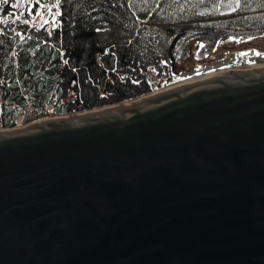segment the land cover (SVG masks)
Returning a JSON list of instances; mask_svg holds the SVG:
<instances>
[{
  "label": "water",
  "instance_id": "obj_1",
  "mask_svg": "<svg viewBox=\"0 0 264 264\" xmlns=\"http://www.w3.org/2000/svg\"><path fill=\"white\" fill-rule=\"evenodd\" d=\"M145 96L0 131V264H264V64Z\"/></svg>",
  "mask_w": 264,
  "mask_h": 264
},
{
  "label": "trees",
  "instance_id": "obj_2",
  "mask_svg": "<svg viewBox=\"0 0 264 264\" xmlns=\"http://www.w3.org/2000/svg\"><path fill=\"white\" fill-rule=\"evenodd\" d=\"M63 11L68 33L50 34L43 29L40 35L21 42L18 37L0 38L3 128L16 126L21 108L26 109L23 117L26 124L46 117V105L56 99L53 116L111 104L101 98L98 90L101 87L98 67L92 78L82 75L78 105L74 99L72 107L65 105L59 90L60 72L57 68L47 69L48 65L69 59L67 47L82 46L78 37L83 32L95 34L96 43L113 53L105 60L106 71L118 86L126 87L127 100L174 82L180 68L173 71L176 66L169 59V74L165 78L162 63L168 53L172 57L177 47L183 61L190 56L201 61L223 41L247 42L264 37V0H64ZM177 36L181 40L170 53ZM16 46L23 49L13 51ZM149 71L163 75L159 86L147 88L135 80L137 75Z\"/></svg>",
  "mask_w": 264,
  "mask_h": 264
},
{
  "label": "flooded vegetation",
  "instance_id": "obj_3",
  "mask_svg": "<svg viewBox=\"0 0 264 264\" xmlns=\"http://www.w3.org/2000/svg\"><path fill=\"white\" fill-rule=\"evenodd\" d=\"M3 2H0V5L2 7L6 6L11 2V0H2ZM18 1V0H17ZM16 0H14L11 4L15 5ZM64 6V0H32V6L29 10H19L14 8L11 12L7 11V15H11L13 17L23 18L25 20L34 19L36 21H42V25L37 29L39 33L44 29L50 34H62L67 32L68 29L65 28L64 19L66 18L63 11ZM56 7L59 8L60 14H59V23L60 26L56 28H47L49 27L48 24V16L52 17V9H55ZM52 8V9H51ZM51 9V10H50ZM46 17V18H44ZM7 16L1 17V22L4 23L5 28H8L6 31L7 37H10L11 31L9 28H12L14 25L7 22ZM16 27L21 26L20 24H15ZM84 33V32H83ZM82 33V34H83ZM79 35L78 39L81 40L82 46L76 47L79 48L82 53L80 54V59L78 60L75 56H73V51L75 48L73 47H67L66 50L70 52L69 59L62 60L59 63H53L52 65H48L47 69L49 70H55L56 68L61 74V85L59 87V90L63 94V99L65 102V105L67 107H72L73 100H76V104L78 105V99L82 90L81 85V77L82 75H88V77L92 78L94 69L98 67L101 70V77H99V82H101V87L98 89L101 93L102 99H107L111 101V104L104 105L105 106H111L118 103H121L128 99L129 93L126 90V87L121 88L118 86V83L114 79L107 74L106 71V61L107 58L110 59L111 56H113V53L109 51V49L103 47L101 44H97L95 41V34L93 36L88 35ZM87 34V33H85ZM181 38L179 39L178 43L180 42ZM97 46V48H95ZM176 48V47H175ZM101 51H100V50ZM115 55V54H114ZM169 59H171L172 64H174V58L170 56L168 53V56L165 57V62L162 63V69H165V78H168L169 72ZM126 58L122 59V62L125 66L128 65V63L125 61ZM134 59H132L133 62ZM176 67H173V71H176ZM106 74L108 75L106 77ZM157 74L152 73L151 71L145 73L142 72L141 74L137 75L136 81H138L140 84H143L147 88H152L153 86H159L161 78H163V75L156 76ZM133 83V82H132ZM138 83V84H139Z\"/></svg>",
  "mask_w": 264,
  "mask_h": 264
},
{
  "label": "rangeland",
  "instance_id": "obj_4",
  "mask_svg": "<svg viewBox=\"0 0 264 264\" xmlns=\"http://www.w3.org/2000/svg\"><path fill=\"white\" fill-rule=\"evenodd\" d=\"M51 11H52V16H55V14H59V10H58L57 7L55 9H52ZM44 18H46V17H44ZM35 22H36L35 20H31L30 21L31 24H34ZM180 50L181 49H179L177 47L176 50L173 53V57H174V62L173 63L176 66L177 69L184 62L183 59H181V54H179ZM261 64H264V54L257 55L256 51L254 49L251 50L250 52L246 53V54H244V53H236V54H233V55L228 56L226 58H223L221 60L212 62V63H210V64H208L206 66L197 67V68H195L192 71L180 72L179 75L176 76V78H175V80H174V82L172 84H170V85L169 84H164V85H162V87L156 88L153 92H155L156 90L165 88V87L172 86L175 83L184 82L186 80L198 77L200 75H207V74L218 72V71H221V70H225V69H228V68H231V67H245V66L261 65ZM153 92H150V93H153ZM144 97H146V96H144ZM144 97L137 98V99H135L133 101L130 100V102H128V103H133L134 101L140 100V99H142ZM96 109H99V108H96ZM92 110H94V109H92ZM85 111H91V109L90 110H82V111H74L73 113H75V112L82 113V112H85ZM64 116H66V115H64ZM8 129H12V128H8Z\"/></svg>",
  "mask_w": 264,
  "mask_h": 264
},
{
  "label": "built area",
  "instance_id": "obj_5",
  "mask_svg": "<svg viewBox=\"0 0 264 264\" xmlns=\"http://www.w3.org/2000/svg\"><path fill=\"white\" fill-rule=\"evenodd\" d=\"M37 34V33H35ZM6 35V29L0 24V38L2 36ZM30 36H34L32 35L31 32L29 31H24V30H17L15 32H12L10 34V37L11 38H15V37H18L19 38V42L25 40L26 38H31ZM33 38V37H32ZM18 46L14 47V51H20L22 50L23 48H20ZM58 104V100L56 99L54 102H50L49 104L46 105L44 111L46 113V117H44V119H49V118H53L54 116H52L53 114V111L56 107V105ZM26 113V109L24 108H21L18 112V115H17V124L16 126L14 127L15 129H21V128H24L26 126V124H24L23 122V117ZM73 114H80V112H70L69 114H66V115H73ZM60 117V116H59ZM43 119V118H42ZM13 129V128H12ZM3 130H6V128H3L1 125H0V131H3Z\"/></svg>",
  "mask_w": 264,
  "mask_h": 264
},
{
  "label": "bare ground",
  "instance_id": "obj_6",
  "mask_svg": "<svg viewBox=\"0 0 264 264\" xmlns=\"http://www.w3.org/2000/svg\"><path fill=\"white\" fill-rule=\"evenodd\" d=\"M138 101V100H137ZM135 102V101H134ZM97 110H99V109H95V110H93L92 112H95V111H97ZM89 111H85V112H82V114H86V113H88ZM43 120H46V119H41V120H38V121H43ZM37 121V120H36Z\"/></svg>",
  "mask_w": 264,
  "mask_h": 264
},
{
  "label": "crops",
  "instance_id": "obj_7",
  "mask_svg": "<svg viewBox=\"0 0 264 264\" xmlns=\"http://www.w3.org/2000/svg\"><path fill=\"white\" fill-rule=\"evenodd\" d=\"M50 26H52V25H50ZM49 28V27H48ZM48 28H47V30H48ZM39 33V32H38ZM39 35H40V33H39Z\"/></svg>",
  "mask_w": 264,
  "mask_h": 264
},
{
  "label": "snow or ice",
  "instance_id": "obj_8",
  "mask_svg": "<svg viewBox=\"0 0 264 264\" xmlns=\"http://www.w3.org/2000/svg\"><path fill=\"white\" fill-rule=\"evenodd\" d=\"M5 2H6V0H5ZM257 55H259L260 53H256Z\"/></svg>",
  "mask_w": 264,
  "mask_h": 264
}]
</instances>
